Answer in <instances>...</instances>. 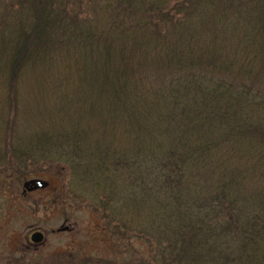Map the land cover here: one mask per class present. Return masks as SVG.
Returning a JSON list of instances; mask_svg holds the SVG:
<instances>
[{
  "label": "trees",
  "instance_id": "1",
  "mask_svg": "<svg viewBox=\"0 0 264 264\" xmlns=\"http://www.w3.org/2000/svg\"><path fill=\"white\" fill-rule=\"evenodd\" d=\"M42 164L110 242L65 264H264V0H0V185Z\"/></svg>",
  "mask_w": 264,
  "mask_h": 264
},
{
  "label": "rangeland",
  "instance_id": "2",
  "mask_svg": "<svg viewBox=\"0 0 264 264\" xmlns=\"http://www.w3.org/2000/svg\"><path fill=\"white\" fill-rule=\"evenodd\" d=\"M43 166L12 175L0 185V264L9 258L12 264H65L79 263L88 254L106 256L110 242L101 222L78 200L83 186L75 185L69 174L61 180L53 165L48 172ZM35 179L49 186L27 190L25 185ZM0 183H4L1 178ZM38 230L46 238L43 244L33 245L30 235Z\"/></svg>",
  "mask_w": 264,
  "mask_h": 264
},
{
  "label": "water",
  "instance_id": "3",
  "mask_svg": "<svg viewBox=\"0 0 264 264\" xmlns=\"http://www.w3.org/2000/svg\"><path fill=\"white\" fill-rule=\"evenodd\" d=\"M47 185H48L47 182H45L41 179H35V180L29 182L28 184H26L25 187L27 190L31 191L35 188H39V189L45 188V187H47ZM30 239H31L32 243L39 244V243L43 242L44 234L41 231H36L31 235Z\"/></svg>",
  "mask_w": 264,
  "mask_h": 264
},
{
  "label": "flooded vegetation",
  "instance_id": "4",
  "mask_svg": "<svg viewBox=\"0 0 264 264\" xmlns=\"http://www.w3.org/2000/svg\"><path fill=\"white\" fill-rule=\"evenodd\" d=\"M32 181H33V180H32ZM47 183H48V182H47ZM47 186H49V184H48ZM37 189H39V188H35V189H33V190H37ZM38 231H39V230H38ZM34 232H36V231H33V232L31 233V235H32ZM41 232H42V231H41ZM43 234H44V232H43ZM31 235H30V237H31ZM45 238H46V236H45V234H44V240H45ZM44 240H43V242H41V244L44 243ZM30 241H31V239H30ZM30 243L34 245V243H32V242H30Z\"/></svg>",
  "mask_w": 264,
  "mask_h": 264
}]
</instances>
